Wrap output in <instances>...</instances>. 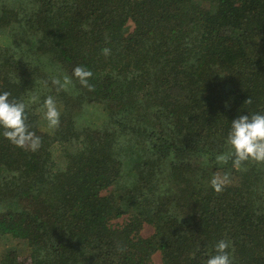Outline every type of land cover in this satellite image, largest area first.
Segmentation results:
<instances>
[{"label":"trees","instance_id":"16d2710c","mask_svg":"<svg viewBox=\"0 0 264 264\" xmlns=\"http://www.w3.org/2000/svg\"><path fill=\"white\" fill-rule=\"evenodd\" d=\"M7 1L0 91L38 96L28 123L50 144L0 136V264H25L21 243L29 264H204L221 239L233 264H264V163L243 179L215 161L231 119L264 112V0Z\"/></svg>","mask_w":264,"mask_h":264},{"label":"clouds","instance_id":"9594fccd","mask_svg":"<svg viewBox=\"0 0 264 264\" xmlns=\"http://www.w3.org/2000/svg\"><path fill=\"white\" fill-rule=\"evenodd\" d=\"M86 27V26H85ZM84 86H89L88 79L92 72L83 67L76 66L72 72ZM60 84L59 80L53 81ZM70 83L69 77H64L65 87ZM38 96L31 95L28 101L17 100L11 97L9 91H0V136H3L17 147L36 151L41 145L38 136L28 123L27 108L29 104L36 103ZM43 119L49 128H55L60 123V110L55 98L47 96L41 105ZM227 150L218 152L215 161L218 164L231 165L236 170H242L249 161L264 163V112L239 114L231 119V124L226 135ZM230 182L228 173L213 174L209 183L214 191L221 192ZM231 241L219 240L214 245V254L207 256L204 264H233L231 254Z\"/></svg>","mask_w":264,"mask_h":264},{"label":"rangeland","instance_id":"374dc122","mask_svg":"<svg viewBox=\"0 0 264 264\" xmlns=\"http://www.w3.org/2000/svg\"><path fill=\"white\" fill-rule=\"evenodd\" d=\"M30 2L28 0H20L17 3H15V0H8L7 1L9 6H16V7H18V9H20L22 11L27 10L26 12L33 13L34 7L29 5ZM17 32H18V30H17ZM20 32H18V35H20ZM40 135L43 137L42 134H40ZM49 144H50V140H46V141L41 140V145L39 148H47V146ZM61 148H62V146L56 144L54 150H56L57 152H61ZM237 173L240 174L243 179H247V177H249V174H250V164L246 163L242 170H237ZM260 184H262V181L257 180L255 186L258 187V186H260ZM227 187L230 188L231 186H227ZM227 187L225 186L223 188L224 192H228L229 188H227ZM231 188L234 189V187H231ZM151 233H153V228L150 225H145L144 229L142 231V235L146 237V236H149ZM17 247H18V251H19L20 260L22 262H24L25 264L31 263V251L28 249V247L22 243L19 244V246L17 245ZM152 264H162L161 257L159 254L154 255V260H153Z\"/></svg>","mask_w":264,"mask_h":264}]
</instances>
